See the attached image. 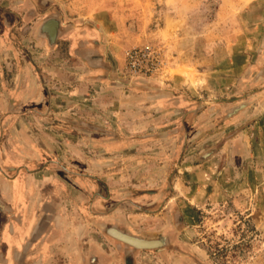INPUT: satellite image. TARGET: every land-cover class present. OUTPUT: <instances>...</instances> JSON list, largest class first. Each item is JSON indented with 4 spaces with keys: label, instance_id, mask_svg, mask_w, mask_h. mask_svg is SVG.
Listing matches in <instances>:
<instances>
[{
    "label": "rangeland",
    "instance_id": "obj_1",
    "mask_svg": "<svg viewBox=\"0 0 264 264\" xmlns=\"http://www.w3.org/2000/svg\"><path fill=\"white\" fill-rule=\"evenodd\" d=\"M0 101L5 170L62 181L117 264H264V0H0Z\"/></svg>",
    "mask_w": 264,
    "mask_h": 264
},
{
    "label": "crops",
    "instance_id": "obj_2",
    "mask_svg": "<svg viewBox=\"0 0 264 264\" xmlns=\"http://www.w3.org/2000/svg\"><path fill=\"white\" fill-rule=\"evenodd\" d=\"M50 18L44 19L39 34L53 42L58 32L50 40L47 30L53 29L54 22H48L46 30L42 26ZM56 28L60 31L59 20ZM9 151L19 156L20 151ZM5 152L1 145L0 264H117L98 240H85V231H77L78 223L69 226L68 197L63 194L62 181L46 170L33 169L30 162L6 171ZM94 232L92 228L89 235L99 236V230Z\"/></svg>",
    "mask_w": 264,
    "mask_h": 264
},
{
    "label": "water",
    "instance_id": "obj_3",
    "mask_svg": "<svg viewBox=\"0 0 264 264\" xmlns=\"http://www.w3.org/2000/svg\"><path fill=\"white\" fill-rule=\"evenodd\" d=\"M48 22H54L53 29L47 30L49 39H53L57 35V26H58V19H48L43 23V29H45V25ZM46 30V29H45ZM112 228V231H111ZM106 233L113 238L117 239L121 243L132 247L133 249H159L164 245L163 238H144L140 236H136L126 232L125 230L120 229L115 225H105L102 228ZM163 240V241H162ZM132 253L128 251L125 257L129 260L131 259Z\"/></svg>",
    "mask_w": 264,
    "mask_h": 264
},
{
    "label": "built area",
    "instance_id": "obj_4",
    "mask_svg": "<svg viewBox=\"0 0 264 264\" xmlns=\"http://www.w3.org/2000/svg\"><path fill=\"white\" fill-rule=\"evenodd\" d=\"M150 53L146 51H131L129 53V63L131 65V67H134V70L140 69L135 67V62L136 61H150ZM148 68V67H147Z\"/></svg>",
    "mask_w": 264,
    "mask_h": 264
},
{
    "label": "bare ground",
    "instance_id": "obj_5",
    "mask_svg": "<svg viewBox=\"0 0 264 264\" xmlns=\"http://www.w3.org/2000/svg\"><path fill=\"white\" fill-rule=\"evenodd\" d=\"M111 231H112V228H111ZM163 246V245H162Z\"/></svg>",
    "mask_w": 264,
    "mask_h": 264
}]
</instances>
